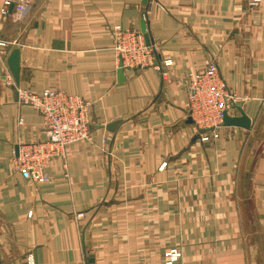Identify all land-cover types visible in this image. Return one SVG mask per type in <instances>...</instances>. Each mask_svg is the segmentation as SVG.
<instances>
[{
    "label": "crops",
    "instance_id": "0c3cea01",
    "mask_svg": "<svg viewBox=\"0 0 264 264\" xmlns=\"http://www.w3.org/2000/svg\"><path fill=\"white\" fill-rule=\"evenodd\" d=\"M250 1L0 0V40L16 42L5 64L19 50L14 86L89 102L91 137L47 166L48 182L16 171L15 148L44 140V124L3 85L0 61V264H163L170 250L178 264H260L244 217L250 201L264 223V148L247 154L264 117V0ZM143 21L154 61L171 65L118 74L111 29ZM204 61L249 129L200 142L186 104Z\"/></svg>",
    "mask_w": 264,
    "mask_h": 264
},
{
    "label": "built area",
    "instance_id": "2783aa9c",
    "mask_svg": "<svg viewBox=\"0 0 264 264\" xmlns=\"http://www.w3.org/2000/svg\"><path fill=\"white\" fill-rule=\"evenodd\" d=\"M261 1L251 0L249 5L256 6ZM9 4L10 2L4 1L2 14L6 12ZM142 18L145 19V14ZM111 43L116 64L123 70L153 68L162 72L161 66L171 65L169 60L162 62V65L154 61L153 54L156 48L146 46L143 34L139 31L115 25L111 29ZM15 44V41L0 40V61L4 86L15 87L3 59L4 50ZM15 90L18 102L31 107L41 116L45 139L18 145L13 157V168L31 182L37 184L48 182L47 166L55 160L64 161L67 146L90 141L87 116L89 102L79 96L55 89H46L41 93L18 87H15ZM234 103V96L229 92L226 82L214 63L204 61L202 68L189 74L186 116L190 118L200 142L219 137L224 114ZM17 123L22 125V120L18 119ZM180 256L179 251L170 250L164 254L163 264H178Z\"/></svg>",
    "mask_w": 264,
    "mask_h": 264
},
{
    "label": "rangeland",
    "instance_id": "374dc122",
    "mask_svg": "<svg viewBox=\"0 0 264 264\" xmlns=\"http://www.w3.org/2000/svg\"><path fill=\"white\" fill-rule=\"evenodd\" d=\"M264 114V112H263ZM263 116V115H262ZM260 126H258L259 132L256 136V138L253 140L252 143L248 146V159L249 158V153L251 151L255 152H260L262 148H264V117L260 120ZM247 159V157H246ZM247 159V160H248ZM247 160L245 162H247ZM256 160V159H255ZM245 184H249L248 177L245 178L243 181ZM246 215L244 216L245 218L247 217L248 220L246 222L247 227H248V235L246 236V241L247 243L250 244L251 248H256V256L257 260L260 261V264H264V237L262 236V233L264 235V223L262 222L261 218L259 217V214L253 211V207L251 205V202L246 204ZM263 224V225H262Z\"/></svg>",
    "mask_w": 264,
    "mask_h": 264
},
{
    "label": "water",
    "instance_id": "95a60500",
    "mask_svg": "<svg viewBox=\"0 0 264 264\" xmlns=\"http://www.w3.org/2000/svg\"><path fill=\"white\" fill-rule=\"evenodd\" d=\"M141 33L143 34V38L145 41L146 46H152V40L149 36V34L146 31L145 23L144 21L141 23L140 27ZM7 67L14 79L15 82L18 81V71H19V50L14 48L10 50L9 55L7 57ZM122 73V69H118V74ZM239 116L238 117H232L229 116L227 113L224 114L223 117V125L224 126H234V127H240L243 129H249L250 128V120L245 115V113L240 109L239 106L236 107ZM188 122H191L190 118L187 120ZM118 124V122H113L108 127H114ZM107 127V128H108ZM17 151V147L15 148V152Z\"/></svg>",
    "mask_w": 264,
    "mask_h": 264
}]
</instances>
